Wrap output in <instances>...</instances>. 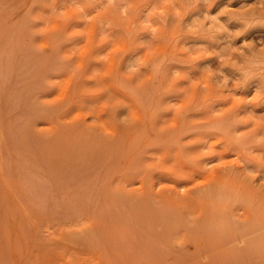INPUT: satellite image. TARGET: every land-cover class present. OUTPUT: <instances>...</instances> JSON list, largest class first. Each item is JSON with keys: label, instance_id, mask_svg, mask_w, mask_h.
Masks as SVG:
<instances>
[{"label": "rangeland", "instance_id": "374dc122", "mask_svg": "<svg viewBox=\"0 0 264 264\" xmlns=\"http://www.w3.org/2000/svg\"><path fill=\"white\" fill-rule=\"evenodd\" d=\"M0 264H264V0H0Z\"/></svg>", "mask_w": 264, "mask_h": 264}]
</instances>
